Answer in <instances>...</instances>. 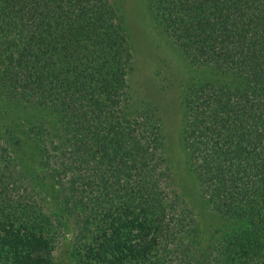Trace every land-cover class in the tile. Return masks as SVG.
I'll return each instance as SVG.
<instances>
[{"label":"trees","instance_id":"1","mask_svg":"<svg viewBox=\"0 0 264 264\" xmlns=\"http://www.w3.org/2000/svg\"><path fill=\"white\" fill-rule=\"evenodd\" d=\"M148 2L178 51L219 74L183 87L179 133L216 225L201 238L158 107L127 110L114 1L0 0V102L40 113L0 130V264H264V0Z\"/></svg>","mask_w":264,"mask_h":264},{"label":"rangeland","instance_id":"2","mask_svg":"<svg viewBox=\"0 0 264 264\" xmlns=\"http://www.w3.org/2000/svg\"><path fill=\"white\" fill-rule=\"evenodd\" d=\"M132 55L128 80L132 91L127 108L132 112L142 100L153 102L159 110L164 134L163 152L172 168L176 184L192 208L201 229V238L208 236L217 221L198 198L197 187L188 171L180 145L181 94L183 87L195 79H216L190 63L167 39L158 26L148 0H113ZM40 113L27 104L0 102V130L19 133L20 126ZM51 120V117H48ZM18 165L28 166V148L12 146Z\"/></svg>","mask_w":264,"mask_h":264}]
</instances>
